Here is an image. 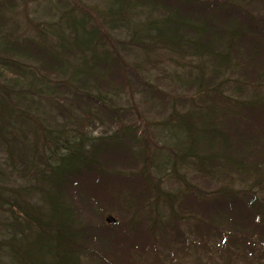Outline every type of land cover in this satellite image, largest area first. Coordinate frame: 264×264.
<instances>
[{
    "label": "trees",
    "instance_id": "16d2710c",
    "mask_svg": "<svg viewBox=\"0 0 264 264\" xmlns=\"http://www.w3.org/2000/svg\"><path fill=\"white\" fill-rule=\"evenodd\" d=\"M24 1L0 0V264H258L264 0Z\"/></svg>",
    "mask_w": 264,
    "mask_h": 264
},
{
    "label": "rangeland",
    "instance_id": "374dc122",
    "mask_svg": "<svg viewBox=\"0 0 264 264\" xmlns=\"http://www.w3.org/2000/svg\"><path fill=\"white\" fill-rule=\"evenodd\" d=\"M46 1L47 2H59V0H25L24 2L21 3V6H22L23 9H25L24 5L25 6L28 5L29 9H32V11L34 10L35 12H37V16L40 19H44L45 17H43V14L45 13L46 9L48 8V3ZM83 1L89 3L90 5L101 3L100 0H83ZM60 3H62L61 0H60ZM254 13L257 16L262 17L261 18L262 20L259 19L260 22L262 23L263 20H264V16H263L264 15V10H258V11H255ZM119 37L122 38L123 35H120ZM102 130H103L102 127H97V133L101 132ZM250 182L254 183L253 179H251V181H248L246 186H241V188L252 187V186L255 187V186L258 185V184H252ZM10 184L11 185H17L19 183L15 182V179H12ZM224 184H226V182H222L220 185H224ZM259 184L260 185H258V186H261V187L263 186V187H262V190H259L258 188H256V189L259 190V191L257 190V196H259L260 192H261L260 194H264V181H263V184H262V182H260ZM253 190L256 191L255 189H253ZM30 200H31V202L34 201L33 198H31ZM109 215L114 216L116 218V220L118 219V216L114 215V214H111V213H107L104 216V221H105L106 224H109V225L114 224V223H108L106 221V217L109 216ZM4 221H5L6 224H11V225H14L12 223H15V219L11 218V217H9L7 215L4 216ZM10 228H11V226H10ZM11 234L12 233L9 230V232H5L4 231V233L1 234V235L9 238L11 236ZM254 237H256V233H255ZM135 243H138V241H136ZM256 247L258 248V247H261V246L257 245ZM208 254H209L210 260L206 264H242V262H240V259L238 257L239 253H236V255L231 256L232 260L229 259V260H225L224 262L223 261L221 262V256H223V253L220 254V252L217 249H214V248L213 249H209L208 250ZM258 264H264V258L262 256L258 259Z\"/></svg>",
    "mask_w": 264,
    "mask_h": 264
},
{
    "label": "water",
    "instance_id": "95a60500",
    "mask_svg": "<svg viewBox=\"0 0 264 264\" xmlns=\"http://www.w3.org/2000/svg\"><path fill=\"white\" fill-rule=\"evenodd\" d=\"M106 221L108 223H115L116 222V218L114 216H112V215H109V216L106 217Z\"/></svg>",
    "mask_w": 264,
    "mask_h": 264
}]
</instances>
